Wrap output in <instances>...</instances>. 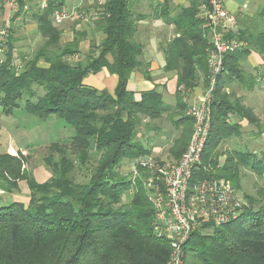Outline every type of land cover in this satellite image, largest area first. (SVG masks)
Instances as JSON below:
<instances>
[{
	"label": "trees",
	"instance_id": "obj_1",
	"mask_svg": "<svg viewBox=\"0 0 264 264\" xmlns=\"http://www.w3.org/2000/svg\"><path fill=\"white\" fill-rule=\"evenodd\" d=\"M47 8L33 15L42 45L18 67L14 63L12 32L0 64V107L7 116L21 107L39 120L56 117L72 129L73 150L82 163L89 151L101 153L98 165L87 184L74 182V162L54 144L58 159L50 161L53 176L42 185L25 177L23 158L0 154V191L11 192L25 181L30 191L28 202H0V264H167L170 245L154 234V209L142 178L134 181L118 172L123 160L148 154L134 143L136 121L133 111L157 118L169 111L156 90L141 94L137 102L127 91L129 75L142 68L143 48L134 37L143 15L128 9L129 0H104L93 21L94 30L104 36L97 57L89 64H71L85 37L75 33L70 43L61 44V32L52 13L62 9L61 0H47ZM164 0L155 9L159 18L174 27L175 37L166 45L165 71L177 72V107L182 116L179 136L169 148L177 161L185 151L193 130V120L185 115L181 89L191 90L202 73L206 81L207 40L198 18L202 0H187L186 7ZM264 9L237 22L241 28L227 36L228 41L244 42L246 47L224 56V71L212 103L211 130L193 180L204 178L238 180L239 170L264 174V156L250 152H218L220 142L240 135V128L229 124L233 111L255 124L258 135L264 126L239 101L231 102L222 92L224 83L234 80L253 88L255 76L247 75L242 63L251 53L264 58ZM111 57V62L107 61ZM44 62L47 67H39ZM117 77L113 95L98 93L83 84L88 74L101 69ZM35 88L43 91L38 96ZM133 110V111H131ZM102 113V114H99ZM126 117L124 118V115ZM62 155L60 158L59 155ZM140 175L144 177L142 170ZM233 184V183H232ZM132 189V198L122 204L121 197ZM263 203L249 202L234 221L212 228L201 225L183 246L184 264H264Z\"/></svg>",
	"mask_w": 264,
	"mask_h": 264
},
{
	"label": "built area",
	"instance_id": "obj_2",
	"mask_svg": "<svg viewBox=\"0 0 264 264\" xmlns=\"http://www.w3.org/2000/svg\"><path fill=\"white\" fill-rule=\"evenodd\" d=\"M37 9L47 8V0H36ZM247 10V5L240 7ZM32 16L29 3L24 0H0V64L6 53V43L15 19L28 22ZM70 15L63 9L52 13V21L60 25ZM198 18L203 22L207 40L206 86L190 106L188 114L193 130L188 145L177 161H157L144 156L136 160L132 172L145 175L143 185L154 209V234L166 238L170 245L167 264H184L183 246L201 225L212 228L234 221L243 211L228 180L204 178L193 180V172L201 162L212 123V103L219 80L224 71V56L245 48L244 42L228 41L230 33L238 29L237 16L227 11L223 0H202ZM264 22V16H263ZM255 81L264 90V62L255 66Z\"/></svg>",
	"mask_w": 264,
	"mask_h": 264
},
{
	"label": "crops",
	"instance_id": "obj_3",
	"mask_svg": "<svg viewBox=\"0 0 264 264\" xmlns=\"http://www.w3.org/2000/svg\"><path fill=\"white\" fill-rule=\"evenodd\" d=\"M29 3L32 9L31 19L24 23L15 19L12 28V45H13V58L15 63L23 64L27 60L34 49L42 41L37 32V21L33 16L37 11L36 0H24ZM164 0H133L128 3V9L137 8L139 14L144 18L137 22V31L135 34V41L143 48L142 56L140 58L142 68L132 72L127 81V91L133 94L135 101H139L141 94L156 90L161 95L164 106L169 108L171 116L167 117V124L164 128H152L144 131L145 142L141 144L143 149L147 150L149 154L159 157L160 147L164 143H168L169 148L179 136L181 125L178 124L182 112L177 107V72L165 71V53L164 49L167 44L175 37L174 27L167 25L158 14L155 12L156 7L162 4ZM258 10L257 13L247 15L240 10L237 6L238 0H223L224 6L228 12L237 16V22L243 17H253L264 9V0H251ZM62 9L67 11L70 15L69 19L60 25H55L61 32V44L70 43L73 40L75 33L83 34L85 37L78 45V54L68 58L71 64H81L83 67L87 66L90 62L91 55L97 57L100 51L98 48L99 43L104 36L95 32L93 21L99 14L98 6L104 3V0H61ZM187 0H177L175 4L171 3V9L176 11V6L186 7ZM156 8V9H155ZM134 13V12H133ZM238 24V23H237ZM84 26V27H83ZM238 28L241 26L238 24ZM107 61L111 62V57H107ZM264 62V58L256 53H251L246 60L242 63L243 68L247 75L254 76L255 66ZM39 67H47L44 62H39ZM83 84L98 93L104 92L113 95L116 85L117 77L110 74L106 68L101 69L98 73L88 74ZM206 86V81L202 73H197L196 84L191 90L181 89L182 105L187 111L188 101L191 97H198L202 94ZM222 92L230 95L231 102L239 101L240 104L250 110L259 125L264 126V103H258L251 100V97L259 92L258 84L256 83L253 88L246 87L245 84L237 81H230L224 83ZM257 101V100H256ZM192 105V104H191ZM186 115V114H185ZM228 121L231 125H236L240 128V135L235 137L236 140L242 141L241 145H235L231 148L230 152H250L257 156H264V132L258 135L257 127L255 124L237 114L233 111L228 115ZM171 127L174 131L173 136L165 141H159L163 131ZM231 140V139H230ZM253 147V148H251ZM257 147V148H256ZM170 156V155H168ZM160 159V158H159ZM170 160L174 161L173 157Z\"/></svg>",
	"mask_w": 264,
	"mask_h": 264
},
{
	"label": "rangeland",
	"instance_id": "obj_4",
	"mask_svg": "<svg viewBox=\"0 0 264 264\" xmlns=\"http://www.w3.org/2000/svg\"><path fill=\"white\" fill-rule=\"evenodd\" d=\"M129 1L133 2V0ZM176 1L177 0H174L172 3L175 4ZM243 4L247 5V10L244 11L247 15H252L253 13L258 12L257 8H255L256 6L252 4L251 0H238L237 6L241 7ZM132 10L134 14H139L137 8H135V10L133 8ZM40 45H42V41L39 42V45H37L36 48H38ZM14 64L18 67L21 66L19 63ZM35 90L38 96H42L44 94L39 88H35ZM258 90L259 92L254 94L257 97H251V100L258 103H264V90L259 85ZM191 98V101H188V105L186 104L187 111L185 114L187 117H190L188 110L196 99V97ZM168 112H165L163 115L157 118H149L133 111L134 120L136 121V130L133 137L134 143L143 144L145 142L144 131H147V128L152 129L166 127L167 117L169 118L171 116V113H169V115L167 114ZM125 117L126 114L124 115V118ZM72 133V129L62 120H59L56 117H50L46 120H39L36 117L28 114L23 109V107L18 110H14L13 115L7 116L2 112L0 107V154H9L14 157H18L20 155L23 158L21 170L25 177L35 181L39 185L47 183L53 176L52 167L49 162L55 158L58 159L55 149L52 147L54 144H58L60 151H64L65 156L74 162V170L71 174L74 182L79 185H84L89 182L92 173L95 171L98 165L97 163L101 153L93 150L89 151L87 157L81 163L78 159V156L80 155L76 153L72 147H70V138ZM173 134V129L171 127H167L163 131L159 141L163 142L167 139H170ZM230 139L222 141L218 145V152L219 154H222V157L219 159L220 163L223 161V156L226 153H232L229 151L231 148L235 147V145H241L242 143V141L236 140L235 137ZM167 144L168 143H164L162 146H159V157H155L153 154L149 153L146 156L153 157L157 161L172 162L173 160H170L171 156H168L170 154L169 145ZM59 156L62 158L61 154ZM137 159L123 160L118 167V172L125 178L134 181V173L132 170L134 165H136ZM135 178H142V181H144L145 175L143 177L139 174V176ZM232 181L233 184L231 181H229V183L235 191V195L239 204H241L243 208H248L249 202L252 201H254L256 205L263 203V197L260 193L262 191L264 192V174L259 175L253 171H250L249 169L241 168L239 170L238 180L234 179ZM30 194L31 193L26 185V182L21 181L18 184L17 190H13L11 192L0 191V202L5 206L13 202L26 203L28 202ZM132 196V189H130L121 197L123 202L122 204L127 203L132 198Z\"/></svg>",
	"mask_w": 264,
	"mask_h": 264
}]
</instances>
